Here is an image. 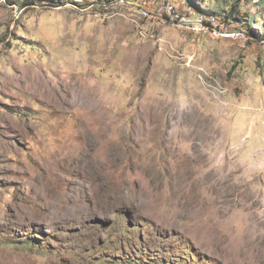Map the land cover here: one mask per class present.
Wrapping results in <instances>:
<instances>
[{
	"label": "rangeland",
	"instance_id": "374dc122",
	"mask_svg": "<svg viewBox=\"0 0 264 264\" xmlns=\"http://www.w3.org/2000/svg\"><path fill=\"white\" fill-rule=\"evenodd\" d=\"M262 115L264 0H0V264H264Z\"/></svg>",
	"mask_w": 264,
	"mask_h": 264
},
{
	"label": "crops",
	"instance_id": "0c3cea01",
	"mask_svg": "<svg viewBox=\"0 0 264 264\" xmlns=\"http://www.w3.org/2000/svg\"><path fill=\"white\" fill-rule=\"evenodd\" d=\"M253 127L254 126L250 127V132H247L248 128L245 129L246 132H245V136H244L243 139H245L246 142L250 141L251 139H253L255 142H257V144H259V147H260V145H264V120H263V115L258 118V123L256 122L255 123V127L254 128ZM253 130H258L259 132L256 133ZM251 131L254 133V135H253L252 138H248V136L251 135ZM260 151L264 152V146H263V148L260 149Z\"/></svg>",
	"mask_w": 264,
	"mask_h": 264
},
{
	"label": "trees",
	"instance_id": "16d2710c",
	"mask_svg": "<svg viewBox=\"0 0 264 264\" xmlns=\"http://www.w3.org/2000/svg\"><path fill=\"white\" fill-rule=\"evenodd\" d=\"M237 1H240V0H237ZM29 3H33V2H29ZM238 4V2H236L235 6Z\"/></svg>",
	"mask_w": 264,
	"mask_h": 264
}]
</instances>
